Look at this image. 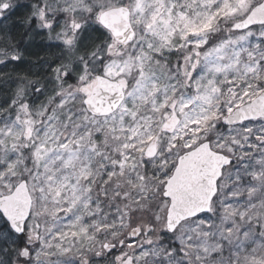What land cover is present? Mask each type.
<instances>
[{"label": "snow or ice", "instance_id": "6c2138e0", "mask_svg": "<svg viewBox=\"0 0 264 264\" xmlns=\"http://www.w3.org/2000/svg\"><path fill=\"white\" fill-rule=\"evenodd\" d=\"M0 264H264V0H0Z\"/></svg>", "mask_w": 264, "mask_h": 264}]
</instances>
